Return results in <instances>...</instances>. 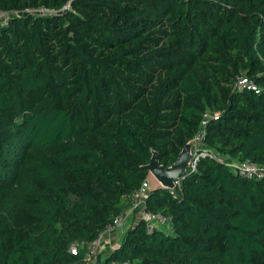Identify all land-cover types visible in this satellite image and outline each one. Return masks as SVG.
<instances>
[{
  "label": "trees",
  "instance_id": "trees-1",
  "mask_svg": "<svg viewBox=\"0 0 264 264\" xmlns=\"http://www.w3.org/2000/svg\"><path fill=\"white\" fill-rule=\"evenodd\" d=\"M42 7L56 12H26ZM0 10V264L93 259L84 243L127 208L122 194L149 176L152 151L170 165L200 130L208 150L178 196L159 186L146 196L174 232L139 219L100 264L264 261V175L225 164L264 165V0H0ZM242 75L259 92L236 89Z\"/></svg>",
  "mask_w": 264,
  "mask_h": 264
},
{
  "label": "built area",
  "instance_id": "built-area-1",
  "mask_svg": "<svg viewBox=\"0 0 264 264\" xmlns=\"http://www.w3.org/2000/svg\"><path fill=\"white\" fill-rule=\"evenodd\" d=\"M69 3H66L63 8H68ZM26 12L30 14L40 15V16H49L54 14L56 11L53 9L48 8H38V9H27ZM8 12L1 11L0 10V21L1 23H7L9 14ZM236 89L242 91V90H253L255 92H259V87L256 86V84L249 78H247L245 75L240 76L236 83H235ZM213 119L218 118V114L214 113L211 116ZM207 118V114L204 115V118L201 121V124H205ZM202 130H200L196 136V142L197 140H200L202 137ZM195 142V141H194ZM193 142V143H194ZM193 145V144H192ZM192 163L190 168L194 166L195 159L197 158V153L200 150L201 153L207 151V148H204L203 146L197 145V148L195 150L192 146ZM216 157H218L216 155ZM225 164L229 166L235 173H238L242 176L248 177V178H255L259 179L264 175V165L258 164L254 161H251L249 159H244L241 161H225ZM179 180L176 182L175 187L173 189H170V194L176 198L179 193ZM150 180L149 176L145 178L142 182L139 188L134 189L130 192H126L122 194L123 199L127 203V208L123 210L122 212L115 215L111 222L108 223L104 230L93 240L90 242L84 243L86 245V258H94L101 247V240L105 236L106 233H110L117 228H120L123 225V222L125 220V216L128 213H134L137 215L138 220L142 219L145 221L146 228L148 231L153 230L154 228H163L168 233H173L174 228L172 226V222L170 218L165 216L164 214L152 212L147 208V202H146V196L148 195V192L150 190ZM83 243V242H82ZM78 250V245L75 243H72L70 246L71 253H76ZM115 264H132V262L129 261H122L117 262Z\"/></svg>",
  "mask_w": 264,
  "mask_h": 264
},
{
  "label": "water",
  "instance_id": "water-1",
  "mask_svg": "<svg viewBox=\"0 0 264 264\" xmlns=\"http://www.w3.org/2000/svg\"><path fill=\"white\" fill-rule=\"evenodd\" d=\"M195 138L188 140L178 152L176 159L167 166L159 163L158 154L152 151L149 162L143 167L158 183L159 187L173 189L176 182L190 169L192 163V144Z\"/></svg>",
  "mask_w": 264,
  "mask_h": 264
},
{
  "label": "crops",
  "instance_id": "crops-1",
  "mask_svg": "<svg viewBox=\"0 0 264 264\" xmlns=\"http://www.w3.org/2000/svg\"><path fill=\"white\" fill-rule=\"evenodd\" d=\"M150 183L153 185L154 182L153 181L152 182L150 181ZM137 220H138V218H137V215L136 214H134V213H128L125 216V220L123 222V225L126 223L125 229L129 225H131L134 222H136ZM125 229L120 230L119 228H117L116 230H114V231H112L110 233H106L105 234V236L101 240V247H100V250H99V252L97 254L100 259H102L114 247H116V246L119 245L120 240H121V234H122V232ZM97 255L93 259L88 260V261H86L84 263H81V264H100L101 261H100V259L98 258Z\"/></svg>",
  "mask_w": 264,
  "mask_h": 264
},
{
  "label": "rangeland",
  "instance_id": "rangeland-1",
  "mask_svg": "<svg viewBox=\"0 0 264 264\" xmlns=\"http://www.w3.org/2000/svg\"><path fill=\"white\" fill-rule=\"evenodd\" d=\"M196 143H197V142L195 141V142L193 143V145H192L194 150H195V148H197ZM149 180H150L151 182H152V181L154 182L153 185L150 183V187H151V188H153L154 186H159L158 183L155 181V179H154L152 176H150V175H149ZM125 225H126V223H125L124 225H122V227L119 228V229H120V230L125 229ZM123 233H124V231H123L122 234H121V239H122V235H123ZM120 241H121V240H120ZM97 256H98V255H97ZM98 258H99V256H98ZM99 259H100V258H99ZM100 261L103 263V259H100ZM261 264H264V261H263Z\"/></svg>",
  "mask_w": 264,
  "mask_h": 264
}]
</instances>
